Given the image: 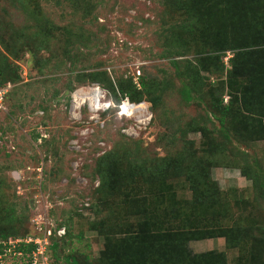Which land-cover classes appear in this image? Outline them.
I'll use <instances>...</instances> for the list:
<instances>
[{
  "label": "rangeland",
  "instance_id": "374dc122",
  "mask_svg": "<svg viewBox=\"0 0 264 264\" xmlns=\"http://www.w3.org/2000/svg\"><path fill=\"white\" fill-rule=\"evenodd\" d=\"M0 81V237L63 229L57 264H119L169 233L197 264H264V0H0Z\"/></svg>",
  "mask_w": 264,
  "mask_h": 264
},
{
  "label": "trees",
  "instance_id": "16d2710c",
  "mask_svg": "<svg viewBox=\"0 0 264 264\" xmlns=\"http://www.w3.org/2000/svg\"><path fill=\"white\" fill-rule=\"evenodd\" d=\"M187 27L196 25V20H189L186 22ZM171 66L174 70L175 75H180L178 63L175 61H172ZM7 81H0V87H3L6 85ZM143 89H146L145 84H141ZM133 86L131 84L127 85V87H120V94L125 95L128 94L130 96V92L133 90ZM193 93L194 90H190L188 86H184L183 89L180 91V100L184 104H188L193 100ZM131 100L133 98L131 97ZM137 101V99H136ZM149 103H151L152 106H155V101L150 100ZM226 110V108H225ZM116 112V108H115ZM203 173V174H202ZM202 173H197L196 177H194V173H190L191 181L189 182V185H192L194 182H196L195 190L193 191L194 194H196L198 197H202L205 199L206 202L212 201V196L214 192V184L211 183L208 179V175L202 170ZM149 235V234H147ZM141 236V235H140ZM151 237V235H149ZM9 236L3 235L0 237V239L7 240ZM142 236L141 238H135L134 236L131 238H128V243L131 248H112L110 254H109V260H113L114 257L116 259H119V255H123L124 259H129V261H126L123 263L122 261H119L117 263L119 264H136L134 261L135 259L139 260L141 259L142 264H197V261L195 259H189L186 255L184 250H178L176 247L178 241L173 238L172 235L168 236H159L156 237L153 241H147L145 242L146 245L142 244ZM60 239L53 238L50 240L49 245V255L51 260L54 264H57L58 261V255L56 253L57 250H59L61 245ZM144 246H148V248H151L150 251H146L144 249ZM20 247H18L16 250H19ZM56 250V251H55ZM55 251V252H53ZM123 251L124 253H120ZM2 252V246H0V253ZM54 253V254H53ZM202 260L203 264H218L219 262L216 260V258L211 257L210 254L204 256V258H199ZM63 264H76L75 260L72 258H68L63 261Z\"/></svg>",
  "mask_w": 264,
  "mask_h": 264
},
{
  "label": "built area",
  "instance_id": "2783aa9c",
  "mask_svg": "<svg viewBox=\"0 0 264 264\" xmlns=\"http://www.w3.org/2000/svg\"><path fill=\"white\" fill-rule=\"evenodd\" d=\"M7 89L0 87V111L3 109V99ZM135 106L123 98L116 107L115 114L118 117L133 118L135 115H143L144 110H137L135 113L126 112L124 105ZM137 107V106H136ZM118 110V111H117ZM138 115V116H139ZM64 235L63 229H53L51 232L47 230L42 238L24 237V238H8L3 243L2 252L0 253V264H4L5 258L12 257L17 264H54L49 255L50 237L60 239ZM20 247L19 250H16Z\"/></svg>",
  "mask_w": 264,
  "mask_h": 264
},
{
  "label": "bare ground",
  "instance_id": "6f19581e",
  "mask_svg": "<svg viewBox=\"0 0 264 264\" xmlns=\"http://www.w3.org/2000/svg\"><path fill=\"white\" fill-rule=\"evenodd\" d=\"M101 92L99 91V89H91V90H84V92L82 93V97H80L81 101L80 102H84V101H88L91 106L93 107L94 110H98L101 108ZM74 98V97H73ZM75 100V98H74ZM124 108L127 110L126 112H130V113H135L137 112V110L139 109H143V108H139V106H129V105H124Z\"/></svg>",
  "mask_w": 264,
  "mask_h": 264
}]
</instances>
